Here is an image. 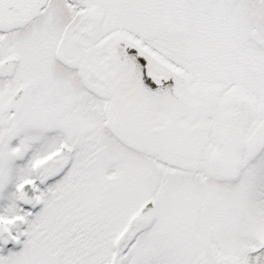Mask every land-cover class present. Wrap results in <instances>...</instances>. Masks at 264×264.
<instances>
[{"label": "snow or ice", "instance_id": "snow-or-ice-1", "mask_svg": "<svg viewBox=\"0 0 264 264\" xmlns=\"http://www.w3.org/2000/svg\"><path fill=\"white\" fill-rule=\"evenodd\" d=\"M0 264H264V0H0Z\"/></svg>", "mask_w": 264, "mask_h": 264}]
</instances>
